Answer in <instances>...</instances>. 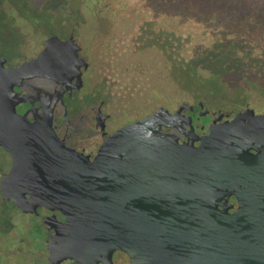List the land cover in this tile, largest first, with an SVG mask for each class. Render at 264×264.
<instances>
[{"label": "water", "instance_id": "95a60500", "mask_svg": "<svg viewBox=\"0 0 264 264\" xmlns=\"http://www.w3.org/2000/svg\"><path fill=\"white\" fill-rule=\"evenodd\" d=\"M80 49L73 36H52L17 68L0 58V146L12 156L3 182L20 207L30 194L66 217L50 260L112 262L119 250L130 264H264V114L248 108L180 143L179 116L191 107H160L117 130L91 159L52 126L68 115L63 86L87 66ZM24 103L32 107L20 114Z\"/></svg>", "mask_w": 264, "mask_h": 264}, {"label": "rangeland", "instance_id": "374dc122", "mask_svg": "<svg viewBox=\"0 0 264 264\" xmlns=\"http://www.w3.org/2000/svg\"><path fill=\"white\" fill-rule=\"evenodd\" d=\"M39 2L44 39L56 30V20L74 19L78 41L97 53L92 60L102 55L104 71L116 80L111 89L116 125L160 106L174 110L196 101L208 109L249 106L264 113V0H103L105 7H87L84 0ZM0 22L24 28L15 15H0ZM148 23L174 34L178 47L171 60L140 42ZM28 33L26 41L34 37ZM0 34L1 54H14L5 44L14 45L17 37ZM4 257L0 249V264Z\"/></svg>", "mask_w": 264, "mask_h": 264}, {"label": "flooded vegetation", "instance_id": "af4514ba", "mask_svg": "<svg viewBox=\"0 0 264 264\" xmlns=\"http://www.w3.org/2000/svg\"><path fill=\"white\" fill-rule=\"evenodd\" d=\"M15 15L23 22V29L18 27L12 29L7 23L0 22V30L7 33L13 32L16 38L14 45L9 46L14 54H1L0 58L5 60V67L17 68L24 63L35 60L45 49V42L52 36L58 37L63 42H67L72 36L74 41L80 46L79 56L85 60L87 66L81 67V79H73L69 86H63L66 91L63 95L64 103L67 107L68 115L58 116L52 124L55 135L57 133L61 141L68 147L84 153L93 159L100 147L112 134L120 128L135 123L145 117L152 115L150 111L142 116H137L133 120L117 124L119 117L114 115V98L111 89L115 87L112 77L107 75L104 70L108 67L104 60H99L102 55H98V61L92 60L97 53L91 51V48H85L77 39L78 22L74 19L56 20V30L44 39L45 30V11L44 6L39 0H0V15ZM171 15V13H170ZM99 22H111L113 20L97 19ZM20 30L23 31L20 34ZM34 37L26 41L27 31ZM1 35V34H0ZM140 42H146V45L160 48L169 59L175 54L173 33L167 32L159 27L157 23H148L142 28ZM2 43V42H1ZM1 49V46H0ZM113 66V64H112ZM56 85V83H55ZM17 92L19 88L15 89ZM25 94H27L25 92ZM186 104L191 108H184L179 116L180 124L177 126L178 133L182 139L180 143L189 142L193 136H189L190 131H194L199 137L207 135L210 131V125L215 121L222 123L231 121L237 114L244 112L249 106L243 109L227 110L223 108L208 109L203 102L196 101L193 104L181 103L174 110L167 109L170 113H176L179 108ZM39 107V103L35 104ZM32 105L24 103L18 106L17 111L24 114ZM87 111V115H82ZM256 112V111H255ZM256 114H264L257 113ZM124 117L121 118H125ZM34 121V117L30 118ZM191 121L192 127L189 125ZM186 124V128L184 125ZM166 132L172 131L171 128H164ZM195 139V138H194ZM201 141H196L195 145H200ZM255 152V151H253ZM12 156L2 146H0V249L4 250L5 257L3 264H83L74 259H61L53 262L50 260V244L52 237L55 238L56 245V227L66 222V217L56 208L45 205H34L30 194H25L27 202L20 207L9 196L17 195V190L11 188L3 182V178L11 172ZM5 194V196H4ZM234 205L230 212L238 209V204L234 196L229 200ZM221 207V206H220ZM56 247V246H55ZM88 264H130V258L122 251L113 253L112 262L106 258L96 259Z\"/></svg>", "mask_w": 264, "mask_h": 264}, {"label": "trees", "instance_id": "16d2710c", "mask_svg": "<svg viewBox=\"0 0 264 264\" xmlns=\"http://www.w3.org/2000/svg\"><path fill=\"white\" fill-rule=\"evenodd\" d=\"M83 4L87 7L91 5H103L105 7L108 5V3H104L103 0H84Z\"/></svg>", "mask_w": 264, "mask_h": 264}]
</instances>
